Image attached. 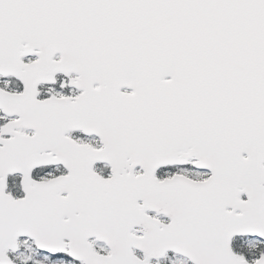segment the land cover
Returning a JSON list of instances; mask_svg holds the SVG:
<instances>
[{"label": "snow or ice", "instance_id": "1", "mask_svg": "<svg viewBox=\"0 0 264 264\" xmlns=\"http://www.w3.org/2000/svg\"><path fill=\"white\" fill-rule=\"evenodd\" d=\"M0 264H264V0H0Z\"/></svg>", "mask_w": 264, "mask_h": 264}]
</instances>
